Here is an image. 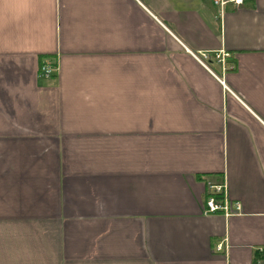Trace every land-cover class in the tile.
Wrapping results in <instances>:
<instances>
[{
	"label": "crops",
	"instance_id": "1",
	"mask_svg": "<svg viewBox=\"0 0 264 264\" xmlns=\"http://www.w3.org/2000/svg\"><path fill=\"white\" fill-rule=\"evenodd\" d=\"M219 16L0 0V264H264V0Z\"/></svg>",
	"mask_w": 264,
	"mask_h": 264
},
{
	"label": "built area",
	"instance_id": "2",
	"mask_svg": "<svg viewBox=\"0 0 264 264\" xmlns=\"http://www.w3.org/2000/svg\"><path fill=\"white\" fill-rule=\"evenodd\" d=\"M243 0H212L213 4L218 7V15L221 17L227 4H232L238 6L242 3ZM197 61H199L205 68L210 70V64L215 63L220 67L221 71H226L233 68V64L229 63L228 59L230 54L224 50H217L213 52L202 51L199 53H191ZM56 66L50 64H42L40 66V73L42 76L48 78L55 73ZM219 81L224 84L223 79L218 78ZM206 185L210 190V194L205 198L204 201V212L205 213H216L221 212L225 215L232 213H237L240 211V205L235 202L230 204L227 199H225V185L212 183L206 181ZM222 247L221 244L217 246V250H220Z\"/></svg>",
	"mask_w": 264,
	"mask_h": 264
},
{
	"label": "bare ground",
	"instance_id": "3",
	"mask_svg": "<svg viewBox=\"0 0 264 264\" xmlns=\"http://www.w3.org/2000/svg\"><path fill=\"white\" fill-rule=\"evenodd\" d=\"M221 244V243H220ZM219 245V244H218ZM222 245V244H221Z\"/></svg>",
	"mask_w": 264,
	"mask_h": 264
},
{
	"label": "trees",
	"instance_id": "4",
	"mask_svg": "<svg viewBox=\"0 0 264 264\" xmlns=\"http://www.w3.org/2000/svg\"><path fill=\"white\" fill-rule=\"evenodd\" d=\"M243 2V1H242Z\"/></svg>",
	"mask_w": 264,
	"mask_h": 264
}]
</instances>
